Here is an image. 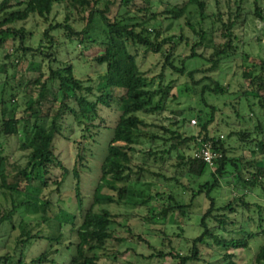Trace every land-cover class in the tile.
Listing matches in <instances>:
<instances>
[{"label":"trees","instance_id":"obj_1","mask_svg":"<svg viewBox=\"0 0 264 264\" xmlns=\"http://www.w3.org/2000/svg\"><path fill=\"white\" fill-rule=\"evenodd\" d=\"M149 1L0 0V195L10 198L9 208L0 214V232L5 226L19 229L14 264H25L24 251L43 239L61 244L68 226L75 238L70 243L73 254L68 264H99L104 254L114 263L116 248L122 243L141 245L150 253L141 258L159 259L161 264H168L167 259L169 264L203 263L204 247L224 264H236L237 253L254 244L250 264H264V58L240 51L243 39L239 34L251 15L246 4L264 21L260 0H225V12L222 0H212L216 12L211 14L205 0H184L177 5L166 2L168 8L160 13L151 11ZM56 7L62 9V21L48 25L37 48L27 46L31 34L18 26L30 18L48 22ZM191 16H196L194 23ZM158 17L178 22L179 34L166 36L162 24L153 23ZM16 41L19 45L14 48ZM77 45L87 47L79 51V61L103 68L94 85L89 79H77L71 62L53 66L62 51L68 46L76 50ZM182 46L188 48V55L176 53ZM148 54L162 58L160 72L154 77H147L137 61ZM235 58L239 59L237 90L215 76L222 65ZM191 61L200 65L190 69ZM23 63L24 72H30L31 77L21 71ZM179 79L184 82L179 84ZM181 96L187 100L183 108L178 106ZM225 97L230 98L228 103ZM209 98L222 101L229 111L220 112ZM174 103L177 107H171ZM102 107L120 114L92 201L84 211L81 174L90 158L86 152L104 127ZM166 110L169 116L165 122L156 123L154 118ZM67 117L82 134L71 168L73 193L82 213L77 226L73 215L41 197L51 185L58 192L65 183L67 171L55 152V143L63 137ZM191 118L197 125L195 132L188 134L186 124ZM219 133L232 144L223 141ZM11 138L24 152L23 164H12L15 173L8 170L11 163L3 147ZM201 143H211L221 154L212 166L194 157ZM54 170L62 174L52 183ZM222 194L231 198L218 205ZM250 197L260 202L249 203ZM117 209H123L124 214ZM20 211L33 218L23 215L16 224ZM238 211L250 215L234 229L237 224L232 215ZM195 214L200 220L194 226L200 227L201 233L187 238L179 221ZM132 219L141 226L162 229L161 235L134 234L133 225H129ZM170 219L177 226L171 236L165 231ZM116 227L134 241L117 237ZM259 236L263 237L260 243L255 241ZM170 237L178 245L187 244V249L174 246ZM154 238L158 245L151 244ZM51 247L28 264L51 263L56 252ZM110 248H114L112 253ZM109 254H113L111 258ZM8 262L13 264L10 254L0 256V264Z\"/></svg>","mask_w":264,"mask_h":264},{"label":"rangeland","instance_id":"obj_2","mask_svg":"<svg viewBox=\"0 0 264 264\" xmlns=\"http://www.w3.org/2000/svg\"><path fill=\"white\" fill-rule=\"evenodd\" d=\"M184 0H150V9L152 12L160 13L161 11L165 10L168 8L166 5V2H169L171 5H177L182 3ZM207 4V13H215L216 8L212 0H205ZM251 1V0H249ZM225 0H222L221 4L222 7L221 9L225 12L226 9L224 8ZM260 6L263 9V15H264V0H260ZM245 10L250 12V16L247 18L246 23L244 24V27L242 30L239 32V34H242V39L243 43L240 45V51L248 52L249 54L253 56H258L261 58H264V21L259 20L256 18L252 12H253V6L251 4H246ZM193 12V9H192ZM64 17V14L62 12V9L59 7H56L54 9V12L52 15L49 17L48 22H44L41 19H35V18H30L25 24H20L19 27H23L24 30H26L28 33L31 34V36L27 39L26 45L35 49L39 46L40 40H41V34L42 32L48 27L49 24H54L56 21H62ZM163 20V17H158L157 21H153L155 23L154 25H157L159 23L162 24L164 34L166 36L170 35H178L180 26L178 25V22L175 21H166ZM191 21L194 23L196 21V16H191ZM164 22V23H163ZM186 30V29H185ZM187 30L185 31V33ZM188 33V32H187ZM207 42H205L206 44ZM19 45V42L16 41V44L13 45L14 48ZM69 45V44H68ZM87 50V47L85 46H76V50L73 49V47L68 46L67 50H64L61 52V54L57 57L58 64L55 63L53 66L58 67L59 64L63 63H69L73 65V73L74 76L77 79L87 81L89 79L91 83L94 85V82L96 83L97 81V75L103 71V68L101 66H98L96 64H89V63H83L82 61H79L77 59L79 57V51L81 50ZM177 54H181L182 56L188 55V48L182 46L181 48H178L176 51ZM27 57L31 59L30 54H27ZM37 61L39 60V57H36ZM138 64L140 65L141 71L147 74V77H154L157 74H159L160 69H161V62L162 58L160 55H153V54H148L146 56L140 55L138 58ZM200 62L199 61H191L189 63V68H194L195 66H199ZM26 63L21 64L20 68L21 71L27 76L31 77L32 74L26 73L25 67ZM44 70L46 69V65H44ZM238 66H239V59L235 58L233 60H230L226 64L222 65L219 72L215 74L217 76V79L222 82V83H230L231 88L233 89H239L240 88V83L237 81L238 76L236 75L238 71ZM237 79V80H236ZM183 79H179L178 83L181 84L183 83ZM157 84V81L155 82ZM226 98V97H225ZM230 99V98H229ZM229 99L226 98L225 102H229ZM181 103L179 108L186 107L187 100L185 96H181L180 100ZM209 102L213 103L218 109H220L224 112L227 113L229 111V108H224L222 101H218L217 99L209 98ZM196 103V102H195ZM194 103V107L202 108L201 105H196ZM193 104V102H192ZM171 107H177V104H171ZM119 111H111L110 109L106 108H101L100 115L102 117V126L103 128L100 129V133L97 137H94L93 141L94 143L92 144L91 151H87L86 154L90 155L88 162H87V168L86 172L82 173L81 177V197L83 201V210L85 211L89 204L92 201L91 195L94 189V184L99 177L100 173V166L101 163L105 157L106 154V149L108 142L110 141L112 134H113V128L115 125V121L118 119L119 116ZM219 113H216V118L219 119ZM169 116V111L166 110L164 113L161 115L156 116L154 119H156V123H160V121L165 122V118ZM195 120L194 118H191L188 124H186V129L188 134H193L195 132V127H191V121ZM65 124L62 128L63 130V137H59L56 140L55 143V152L56 154L59 155L60 160L62 162L63 167L66 169V174L67 176L65 177V183L63 184V187L60 188L58 192H56V186L51 185L49 189L45 190L41 197L44 200H49L55 205L60 206L64 212L73 215L75 217L74 224L75 226L79 225L81 221V212L77 208V203L75 201L74 193H73V182L71 180V168L74 165L75 159H76V153H77V147L79 145V142L81 141V132L80 129L76 127L74 122L72 121V118L67 117L65 119ZM196 121V120H195ZM100 122V120H99ZM197 125V121H196ZM220 137L222 140L229 144H232V141L226 140V136L224 133H219ZM4 141L1 139V142ZM17 141L15 138H11L9 140L4 141V150L6 152V155L9 158V163H11L9 166V172L10 173H15L14 166L12 164H23L24 162V152L20 151L18 146H17ZM147 147V146H143ZM142 149V148H141ZM62 171L61 170H54L51 174V182L53 183L54 181H58L61 177ZM206 180L201 179V181ZM142 190H147L146 188H142ZM177 191L180 192V189H177ZM147 193V192H145ZM153 193V192H152ZM224 194H222L221 198L218 199L217 203L218 205H222L223 202H227L231 197H224ZM234 197H236L234 195ZM17 200H21V197H16ZM249 203L253 202H260V199L250 197L248 198ZM10 202V198L8 196L6 198L3 197V195H0V214L2 213V210H6L9 208L8 204ZM117 211L121 214H124V210L120 209ZM116 212V211H115ZM113 212V213H115ZM25 216L29 219L33 218V216H30L28 213H23V211H20L18 217L15 218V223L17 224V220ZM250 215V213H242L238 211L234 215H232L233 221H235L236 227L234 229H238V223L247 221V217ZM253 215V214H251ZM255 216V215H254ZM200 220V216L198 214L192 215L189 218H182L179 223L182 224V228H184V236L187 238H193L196 235L201 233V228L198 226H194V224L198 223ZM121 224H124V222L120 219L117 220ZM246 222H244L245 228L247 227ZM116 225V224H115ZM129 225H133V229L135 230L134 234L137 233H147V232H152L153 235H156L157 237L160 236L162 229H158V227H151V226H141L137 219H132L129 221ZM250 226H252L253 229H257L253 226L252 223H250ZM117 228L116 231V236H120L123 238H128L131 242L134 241L133 238L130 239L127 234L123 231L122 228ZM155 228V229H154ZM11 227L5 226V228L0 232V256H3L5 253L10 254L12 257V263L14 264L15 260H17V247L16 244L20 242V236H19V229H12ZM165 231L166 233L171 236L174 232H177V226L172 223V220L170 219L167 222V225L165 226ZM65 239L61 244H50L48 243L47 240H41L37 243H34L28 247L27 250L24 251V263L28 264L30 260L35 257L39 252L43 251L45 248L49 247V245H52L51 249H56V252L52 255L51 263L47 264H68L72 254H73V249L71 248V244L73 241H75V238L73 234H71V227L68 226V228L65 229ZM144 235V234H143ZM144 237H146L144 235ZM225 237H228V235L225 234ZM172 240V243L176 247H182L185 248L184 250L187 249V244L185 246V243H178L175 241L174 238L170 237ZM157 238L150 239L151 244L154 245L157 240ZM263 239L262 236L256 237L255 241L259 243ZM6 240V243L3 247V244ZM185 242V241H183ZM158 245V244H155ZM178 245V246H177ZM7 247V248H6ZM129 247V248H127ZM115 248V247H114ZM114 248H110L109 251L112 253L114 251ZM131 248V249H130ZM159 248V247H158ZM135 249V250H132ZM118 250V254H115V262L112 263L111 261L107 260L106 254L102 255L103 253L100 252V255L103 256L99 264H161V260L159 259H152V260H146L141 258V255H144V258L149 257V252L146 251L145 248H143L141 245H128V244H121L116 248ZM255 246L252 244L251 249L247 250L246 252H238L235 258V263L236 264H250L251 257L254 254ZM108 251V252H109ZM134 251V253H133ZM109 258L112 257L113 254H109ZM140 255V256H139ZM214 255V256H213ZM201 256L204 259L203 263H196V264H224L222 262V258L215 256L212 251L204 247L201 251ZM213 256V258H210ZM166 263H171L169 259H167ZM10 264V262L6 263Z\"/></svg>","mask_w":264,"mask_h":264},{"label":"built area","instance_id":"obj_3","mask_svg":"<svg viewBox=\"0 0 264 264\" xmlns=\"http://www.w3.org/2000/svg\"><path fill=\"white\" fill-rule=\"evenodd\" d=\"M195 125L196 121L192 120L191 126ZM194 157L212 166L217 159L221 158V154L213 150L211 143H201L199 149L194 153Z\"/></svg>","mask_w":264,"mask_h":264}]
</instances>
